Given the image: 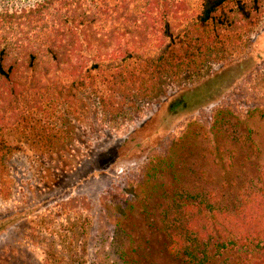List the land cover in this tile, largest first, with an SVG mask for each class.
<instances>
[{"label": "trees", "instance_id": "obj_1", "mask_svg": "<svg viewBox=\"0 0 264 264\" xmlns=\"http://www.w3.org/2000/svg\"><path fill=\"white\" fill-rule=\"evenodd\" d=\"M158 3L119 0L106 12L42 0L28 9H0V104L4 100L15 117V129L43 147L62 143L63 135L42 126L24 105L31 92L35 104L54 96L75 108L87 92L113 121L137 113L141 102L156 101L168 85L190 80L157 102L154 118L163 105L170 117L192 113L203 99L192 85L207 66L245 51L264 27V0H203L197 16L178 29L159 19L153 10ZM161 24V44L149 53L151 29ZM92 49L90 64L74 62ZM51 65H65L68 79H48ZM255 117L264 119V107L243 119L216 108L209 128L189 121L164 155L148 159L117 217L127 239L118 264H264V160ZM6 130L2 118L0 167L17 149Z\"/></svg>", "mask_w": 264, "mask_h": 264}, {"label": "rangeland", "instance_id": "obj_2", "mask_svg": "<svg viewBox=\"0 0 264 264\" xmlns=\"http://www.w3.org/2000/svg\"><path fill=\"white\" fill-rule=\"evenodd\" d=\"M39 1L0 0V9H28ZM202 1L159 0L153 10L178 29L197 16ZM117 3L107 0L106 12ZM63 7L95 11L104 5L101 0H64ZM161 26L151 29L149 53L161 44ZM95 56L92 49L83 58L74 57V62L90 64ZM67 70L65 65H51L46 77L65 81ZM188 82L168 85L158 101L141 102L137 113L113 121L87 92L77 108L54 96L35 104L36 94L31 92L24 102L29 112L42 126L63 135L54 148L17 131L16 119L2 100L0 125L3 118L7 139L17 149L4 157L0 167V264H118L117 251L127 239L117 217L142 179L148 159L164 155L189 121L209 128L216 108L227 107L243 119L248 110L264 107V27L252 35L245 51L208 65L194 82L193 93L203 98L200 109L170 117L163 105L154 118L157 102ZM5 96L8 100L12 94L7 91ZM253 122L264 160V119L255 117Z\"/></svg>", "mask_w": 264, "mask_h": 264}]
</instances>
